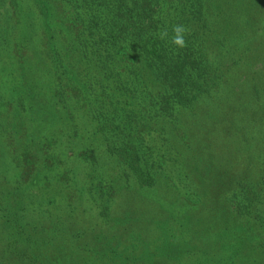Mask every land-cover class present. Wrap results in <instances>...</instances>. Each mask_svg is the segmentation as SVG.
Here are the masks:
<instances>
[{
    "label": "rangeland",
    "instance_id": "1",
    "mask_svg": "<svg viewBox=\"0 0 264 264\" xmlns=\"http://www.w3.org/2000/svg\"><path fill=\"white\" fill-rule=\"evenodd\" d=\"M33 1L16 8L0 0V264H264L263 229L229 201L258 181L264 157V5L255 21L249 3L241 16L215 6L216 33L227 42L218 63L229 75L173 125L135 128L146 182L89 132L83 102L65 114L33 94L35 106L14 110L20 90L27 96L35 85L11 58L7 27L15 44L35 50L46 16ZM242 16L249 30L256 25L244 50L236 39ZM74 126L80 133L69 142ZM85 150L96 153L94 163L83 160ZM256 206L264 214V203Z\"/></svg>",
    "mask_w": 264,
    "mask_h": 264
},
{
    "label": "trees",
    "instance_id": "2",
    "mask_svg": "<svg viewBox=\"0 0 264 264\" xmlns=\"http://www.w3.org/2000/svg\"><path fill=\"white\" fill-rule=\"evenodd\" d=\"M12 1L18 8L17 0ZM248 3L255 13L250 20L261 18L264 0H34L38 15L46 16L35 50L28 52L30 41L15 44L11 25L7 29L13 32H7L5 42L25 83L30 80L37 90L32 86L35 90L27 97V90L21 89L16 105H11L26 113L35 106L30 102L33 94H41L51 109L72 114L83 102L89 132L95 131L106 152L151 181L149 171L141 169L145 157L143 147L135 143V128L150 122L158 126L165 120L173 125L200 98L216 94L229 71L225 75L218 63L227 42L216 33L215 6L221 9L217 14L226 10L241 16L239 10L244 12ZM244 18L237 21L244 33L236 36L241 41L249 31L254 36L256 26L249 30V20ZM177 24L189 29L183 49L170 42ZM165 28L169 38L162 40L157 33ZM242 45L244 50L243 41ZM37 61L39 70L33 68ZM253 89L260 95L257 84ZM69 131L72 134L65 136L72 142L80 131L76 126ZM82 156L88 163L96 161L93 150H85ZM258 177L254 184H241L229 201L233 213L255 220L264 231V214L256 206L264 203V157ZM103 208L109 210V204L105 202ZM14 221L12 228L22 231L16 220H10ZM217 256L215 260L221 257Z\"/></svg>",
    "mask_w": 264,
    "mask_h": 264
},
{
    "label": "clouds",
    "instance_id": "3",
    "mask_svg": "<svg viewBox=\"0 0 264 264\" xmlns=\"http://www.w3.org/2000/svg\"><path fill=\"white\" fill-rule=\"evenodd\" d=\"M188 32L189 29L185 25L177 24L173 26L171 30L172 34L170 38L171 44L177 49L185 48L187 46L185 36L188 34ZM157 35L162 40L169 38V32L166 28L159 31Z\"/></svg>",
    "mask_w": 264,
    "mask_h": 264
}]
</instances>
